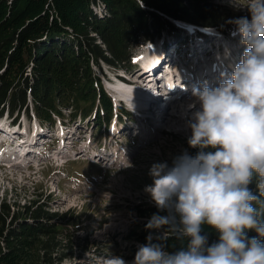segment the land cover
I'll return each instance as SVG.
<instances>
[{
	"label": "trees",
	"instance_id": "trees-1",
	"mask_svg": "<svg viewBox=\"0 0 264 264\" xmlns=\"http://www.w3.org/2000/svg\"><path fill=\"white\" fill-rule=\"evenodd\" d=\"M220 6L216 0H0V109L14 114L32 107L47 123L61 109L70 110V121L97 109L104 114L97 127L102 130L112 103L95 70L100 63L130 69L137 44L174 32L168 18L217 27L227 19L226 10L233 12L227 7L220 11ZM196 151L190 148V155ZM249 188L258 194L255 179ZM42 205H22L20 214V207L14 213L0 199V264H55L66 257L62 243L68 235L61 236L56 226L66 215ZM137 208L147 218L128 239L147 243L151 236L169 252L182 246L181 239L168 234L167 225L146 227L154 214L166 211L151 204ZM201 234L209 244L218 239L207 228Z\"/></svg>",
	"mask_w": 264,
	"mask_h": 264
},
{
	"label": "clouds",
	"instance_id": "clouds-1",
	"mask_svg": "<svg viewBox=\"0 0 264 264\" xmlns=\"http://www.w3.org/2000/svg\"><path fill=\"white\" fill-rule=\"evenodd\" d=\"M244 6L248 16L232 21L244 46L239 62L216 86L192 88L199 108L187 144L195 155L184 151L149 169L145 191L167 215L154 214L146 227L167 225L182 246L169 252L149 236L132 264H264V0ZM254 179L258 194L249 188ZM204 228L218 239L209 244ZM105 264L127 262L117 255Z\"/></svg>",
	"mask_w": 264,
	"mask_h": 264
},
{
	"label": "rangeland",
	"instance_id": "rangeland-1",
	"mask_svg": "<svg viewBox=\"0 0 264 264\" xmlns=\"http://www.w3.org/2000/svg\"><path fill=\"white\" fill-rule=\"evenodd\" d=\"M216 3L221 5L220 11L225 10L227 4L235 8L232 13L226 10L227 19H224L223 23L226 29L231 30L230 37L239 38L236 25L232 21L242 16H248V10L244 6L245 0H216ZM235 12L237 14L233 18L232 14ZM176 24L183 27L179 23ZM186 27L189 28L185 33L188 38L195 37L198 40L196 38L197 27ZM162 36L168 37L166 33H163ZM218 39H222L223 44L226 43L224 48L232 44L222 37H218ZM97 40L100 43L99 39ZM215 42L217 47H221L218 45V41ZM161 43L163 42L159 40L150 43L151 51H147V53L153 54L154 51L160 49ZM193 47L197 48V45L177 47V55L190 63L191 57L187 55V52ZM141 50L139 47L134 48L133 51L137 53ZM146 56L148 58V55ZM116 67L121 69L118 65ZM96 72L103 81L104 78H113L114 73H119L103 63L100 68L96 69ZM104 87L109 91L108 83ZM112 93L117 100L118 92V95L115 91ZM68 112V109H61L63 120L61 117L57 118L55 120L56 127H58V122L63 126L62 121H64V125H69V130L75 129V126H70L73 122L68 121ZM157 112L159 111L157 110ZM159 113L166 117L164 122L156 121L153 124L136 121L138 127H132V134H128V137L121 136L122 132L117 135L112 131L114 123L116 126L118 125L115 117L106 127L107 134L102 136L101 140L98 132L96 133L98 125L85 124L84 122L83 126H77L69 143L65 145L66 151L63 150L62 153L59 151L60 154H55V148L59 146H53L50 142L52 139L47 136L46 140H43L42 137L38 141L39 153L36 156L39 158L34 156L25 160L28 158L27 155L25 161L20 165L0 162V199L5 198L14 213L20 210L21 214V206L34 201L37 205L43 204L44 209L48 207L51 211L66 215V220L56 222V226L63 233L66 231V235H68V241L62 243L67 248V250H63V253L67 255L60 263L56 262L55 264H105L106 259L117 255L123 258L127 264H132L134 258L128 259V257L135 256L139 246L146 244V242L135 243L134 241L127 243L125 234L134 222L146 218L135 211V207L153 203L145 188L152 183V178L149 175V169L155 163L152 159L159 156L154 149L160 154L156 163L171 164L176 156L187 151L183 141L187 140L191 134L186 121L171 120L170 108ZM7 114L9 113L5 108L0 116L6 117ZM183 114H185L184 111ZM25 116L31 117L26 120ZM132 116L135 118L134 115ZM14 117L16 116L9 115L7 121L0 119V125L4 124L3 127L8 128V121ZM97 119H95V123H98ZM16 120L22 121L20 127H24L31 134L36 130L35 126L37 127L39 124L36 122L32 109H29L28 113L26 110L21 111ZM141 126H144L148 133L151 128L154 129L151 130L154 133L149 139H146L148 134L136 135L134 130L140 129ZM181 128L185 130L182 131ZM187 128L189 133L186 132ZM163 129L171 132L162 131ZM139 147L141 148L139 149ZM146 147L150 148L142 152L141 149ZM121 149H126L128 151L126 153L129 155L133 154L132 150H136V153L140 151L141 154L135 161H130L131 159L128 158L127 160L132 166L127 167V163H124L120 156L116 155L119 150L123 151ZM100 153H105V155ZM105 156L108 157L105 158ZM65 160L67 164L62 165ZM50 197L53 200L47 202ZM129 247H133L132 252L126 253L125 250ZM84 249H87V252H83Z\"/></svg>",
	"mask_w": 264,
	"mask_h": 264
},
{
	"label": "bare ground",
	"instance_id": "bare-ground-1",
	"mask_svg": "<svg viewBox=\"0 0 264 264\" xmlns=\"http://www.w3.org/2000/svg\"><path fill=\"white\" fill-rule=\"evenodd\" d=\"M174 48H176V47H174ZM178 49V48H177ZM153 51V50H152ZM234 51H236L237 52V49L236 50H234ZM179 52V51H178ZM235 53V52H234ZM233 53V54H234ZM149 56V55H148ZM205 56H208L209 57V62L210 63H218L219 61H220V59H218V58H214L213 56H212V51H207L206 53H205ZM185 57V56H184ZM233 59H235V56L233 57ZM167 64V68L168 69H165V70H167V73L165 74V76H169L172 72L174 73V70L172 69V67H171V65L169 64V63H166ZM145 67V66H144ZM163 68H164V65L162 66V70H163ZM164 70V71H165ZM194 71H195V66H193V67H189V68H185L184 70H182V68H179L178 69V71L176 72V75H179V76H187V75H190V74H192V73H194ZM149 72H151L152 73V71L150 70ZM114 91H115V93L117 94V92H118V94H119V96L117 97V100L118 99H123V97H125L127 94H126V92H124L123 90H119V88H117V87H114V89H113ZM117 94V95H118ZM190 99V100H189ZM193 99V100H192ZM132 102H134V101H132ZM180 102H182V101H174L172 104L174 105V107L176 108V113H175V115L173 116V117H171V120H174L175 122L176 121H189V119L191 118V116H192V113L194 112V111H196V110H198V108H199V105L198 104H196L195 105V107H192V105L195 103V99H194V97L193 96H190V97H187V98H185V103H182L183 104V106H180L179 104H180ZM179 105V106H178ZM129 106V108L130 109H133V110H135L131 105H128ZM139 111H146L145 110V106H144V104H141L140 105V107H139V109H138ZM185 112V114H183L184 116L182 117V116H180V112ZM160 112V111H159ZM153 113H155V109H154V111L152 112V113H149V115L150 116H152L153 115ZM179 113V114H178ZM154 119H156L155 121H157V122H164L165 120H166V117L164 116V115H161L160 113H159V116L157 117V118H154ZM169 123V122H168ZM38 128V127H37ZM12 131V130H11ZM39 135V131H38V129L37 130H35V132H34V134H33V136L30 138V143L31 142H33V141H36V138H37V136ZM39 141V139L37 140V142ZM66 147V146H65ZM9 153V152H8ZM9 154H11V153H9ZM101 154V153H100ZM27 155L29 156V154H26V151L24 152V155H23V157H24V159L27 157ZM105 155V154H104ZM23 159V160H24Z\"/></svg>",
	"mask_w": 264,
	"mask_h": 264
}]
</instances>
